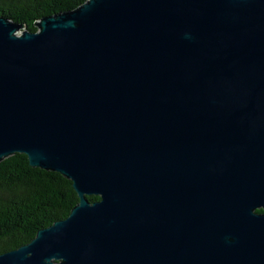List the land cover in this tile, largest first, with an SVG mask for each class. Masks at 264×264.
Instances as JSON below:
<instances>
[{"label": "water", "instance_id": "obj_1", "mask_svg": "<svg viewBox=\"0 0 264 264\" xmlns=\"http://www.w3.org/2000/svg\"><path fill=\"white\" fill-rule=\"evenodd\" d=\"M36 28L0 17V163L79 203L0 264H264V0H87Z\"/></svg>", "mask_w": 264, "mask_h": 264}, {"label": "trees", "instance_id": "obj_2", "mask_svg": "<svg viewBox=\"0 0 264 264\" xmlns=\"http://www.w3.org/2000/svg\"><path fill=\"white\" fill-rule=\"evenodd\" d=\"M86 1L0 0V17L36 33L41 19L75 10ZM78 203L72 182L61 174L32 167L24 154L4 160L0 163V255L29 244L40 230L66 220Z\"/></svg>", "mask_w": 264, "mask_h": 264}, {"label": "flooded vegetation", "instance_id": "obj_3", "mask_svg": "<svg viewBox=\"0 0 264 264\" xmlns=\"http://www.w3.org/2000/svg\"><path fill=\"white\" fill-rule=\"evenodd\" d=\"M258 212H260V213H264V210L261 209V210H259Z\"/></svg>", "mask_w": 264, "mask_h": 264}]
</instances>
